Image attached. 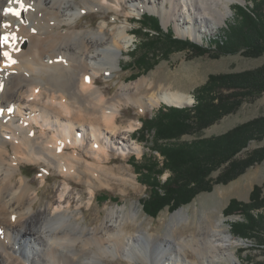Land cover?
<instances>
[{"label":"bare ground","instance_id":"bare-ground-1","mask_svg":"<svg viewBox=\"0 0 264 264\" xmlns=\"http://www.w3.org/2000/svg\"><path fill=\"white\" fill-rule=\"evenodd\" d=\"M237 1L245 0H24L31 7L17 18L4 10L20 5L0 0V37L6 33L16 37H10L7 44L0 42L4 85L0 108L5 109L0 115V264H106L107 256H124L132 264L140 260L197 263L186 257L181 241L175 247L162 237L151 243L147 237L154 235L150 232L129 230L128 218L138 215L134 208L112 206L95 227L84 225L73 208L81 196L70 188L76 178L84 179L92 193L109 176L117 177L116 167L108 165L112 148L124 155L144 149L131 142L135 125L131 122L123 131L119 124L124 102L153 109L163 102L184 107L194 101L173 84L161 82L157 87L156 79L148 77L120 85L109 97L98 84V76L115 74L124 51L134 41L132 34L126 24H111L106 15L96 28L80 27L79 19L85 9L126 14L152 9L160 11L165 23L174 21L178 34L200 36L202 28L209 30L226 20ZM124 4L133 7L125 11ZM5 21L12 27L4 28ZM4 51L17 63L4 68ZM13 106L14 111L8 112ZM61 144L63 150L58 151ZM42 161L55 166L65 178L57 196L54 192L44 209H36L40 190L33 187L31 178L17 174L24 162ZM184 211L173 215L170 229L181 223ZM224 221V217L217 222L206 220L189 240L183 239L202 264L236 261L233 245L237 242L223 228ZM143 236L146 241L141 246Z\"/></svg>","mask_w":264,"mask_h":264},{"label":"rangeland","instance_id":"rangeland-1","mask_svg":"<svg viewBox=\"0 0 264 264\" xmlns=\"http://www.w3.org/2000/svg\"><path fill=\"white\" fill-rule=\"evenodd\" d=\"M243 2L244 3H242V1L234 2L231 5V10L226 20L212 29L206 30L202 28V34L200 36H183L178 34L174 21L171 20L165 23L164 17L161 15L160 11H154L152 9H145L140 13L135 12L131 14H126L124 12L116 13L114 11L106 12L102 9L86 10L79 19L80 27L96 28L106 15L107 20L111 24H126L134 40L124 51L121 57V65L116 69L115 74L108 77L107 73H102L98 76V84L101 88L106 89L109 97H112L115 95L120 85L133 82L141 77H148L150 80L156 79L155 81L158 83L156 85L157 87L161 82L166 86L168 84H173L175 89H180L191 94L194 97L193 103L185 105L184 107H193L197 102V89L208 80L211 74L239 73L263 67L264 53L259 56H249L244 54L243 50H240L235 53L223 54L220 57H214L211 54L196 55L189 49H178L176 46L166 44L164 42L165 39L163 40L162 37L157 39L156 46L148 48L142 41L143 37L146 36L144 31H139L137 34L134 33L140 25L139 19L145 13H151L161 19V26L166 33L171 31L177 37L204 43L207 39L209 41L219 36L227 23L234 20V17L238 14L237 4L246 5L250 3L252 5V0H245ZM132 7L133 6L130 4H124L125 11H130ZM159 7L160 6H158V8ZM127 18H130V20L128 21ZM191 37L195 39L193 40ZM166 50H168V52H166ZM146 62H149L151 67L147 70H143L142 63ZM7 74H9V71ZM147 89L149 90V88L146 87L145 90ZM165 106L174 107L175 105H168L163 102L153 109H143L141 106L132 102L123 103L119 124L124 131L126 126L132 122L135 125V129L130 132L132 134V136L130 135L131 142L135 141L142 144L144 149L141 153L128 152L124 155L116 150L117 148H112L110 150L112 159L108 165L116 167L118 172L116 175L117 177L107 176L106 182L95 186L92 193L84 179L76 178V180H74V186H70V188L74 187L75 194L81 193V196L78 195L76 197L73 208L76 210V213H79L81 222L84 225L95 227L97 224L100 225L102 223L106 218L108 210L112 206L124 205L128 211L134 208V211H138V218L135 216L128 218L127 228L129 230L131 229L132 232L141 231L139 233H145L144 235L150 232L154 237H146L151 243L156 242L159 237H162L164 240L172 242L173 247H175L177 240L181 241L185 248L186 257L194 259L197 262L195 264H202L198 254H196L191 246H186L182 241L184 238L189 240L191 236H193V232L198 231L199 226L205 223L206 220L207 222L212 220H216L217 222L224 217L225 221L223 222V228L229 230L234 240L237 242L233 245V249L238 257L234 262L224 261L223 263L254 264L257 261H263L264 246L260 247L258 245L257 238L260 234H263L264 230L251 232L253 235L250 237L251 239L247 238L245 243H241L239 238L243 237L235 234L233 227L235 223L245 221V216L239 210L231 214H226L225 209L232 199L248 202L254 187L264 184V159L248 166L245 171L235 179L225 183H213L211 190L200 192L191 202L182 204L177 208L166 206L160 210L156 216L151 215L145 208L144 202L147 198L148 186L142 179L154 180L160 178L161 181H165L172 175L169 169H164L162 171L163 173L160 175V167H154L156 162L161 163L165 157L157 149L156 130L143 127V119L154 116L161 107ZM262 116H264V91L255 97L245 99L236 111L222 115L219 119L200 131L193 134H185L179 140L191 141L198 137L209 138L223 135L237 126ZM130 133L126 131V134L129 135ZM116 146L121 147L119 144L115 145V147ZM261 148H264V137L261 139H251L241 151L235 154L234 158H248L252 156L256 150ZM145 153L146 155L143 157ZM228 163L229 162H227V164ZM227 164H225V166ZM225 166L214 171L211 174V178L216 179ZM149 169H151V171H148ZM42 170L45 171L42 172ZM144 170L146 171L145 174L143 173ZM22 171L24 173H22ZM21 175L31 178L33 180V187L40 190L41 200L37 202L36 209H44L46 204L53 198L54 192L57 196L58 189L61 187L60 185L65 178L55 166H49L43 161L39 163L24 162L17 176L20 177ZM43 175L45 177L47 176L46 180H43ZM262 194L264 195V188ZM183 208L185 209V213L180 219L181 223L174 229H170L169 223L173 215ZM259 228L260 227L255 229ZM142 239L141 246L146 241L144 236ZM26 241L30 244V239H26ZM40 258L43 257L41 256ZM104 262L106 264H132L130 260L124 256H107ZM137 264L150 263L145 260H140Z\"/></svg>","mask_w":264,"mask_h":264},{"label":"trees","instance_id":"trees-1","mask_svg":"<svg viewBox=\"0 0 264 264\" xmlns=\"http://www.w3.org/2000/svg\"><path fill=\"white\" fill-rule=\"evenodd\" d=\"M236 7L238 14L234 20L227 23L219 36L209 41L207 39V43L180 38L171 31L166 33L161 26V19L151 13L141 16L140 25L134 33L144 31L146 36L142 41L148 48L156 46L157 39L162 37L166 44L178 49H189L196 55L220 57L243 50L246 55L259 56L264 53V0H252V5L237 4ZM142 64L143 70L151 67L149 62ZM263 91L264 66L239 73L211 74L197 89V102L193 107L165 106L154 116L143 119V127L156 130L157 149L165 157L161 163L156 162L154 167H160V175L164 169L172 172L165 181L160 178L142 179L148 186L144 206L151 215L156 216L166 206L177 208L189 203L200 192L211 190L213 183L235 179L248 166L264 159V148L256 150L248 158H234L249 140L264 137V116L223 135L198 137L191 141L179 140L185 134L200 131L222 115L236 111L245 99ZM223 166L225 168L219 176L212 179L211 174ZM263 188L264 184L256 185L248 202L232 199L225 209L226 214L239 210L245 216V221L237 222L233 227L234 233L245 239L252 237L253 231L264 230ZM257 239L258 245L263 247L264 231ZM254 264H264V260Z\"/></svg>","mask_w":264,"mask_h":264},{"label":"snow or ice","instance_id":"snow-or-ice-1","mask_svg":"<svg viewBox=\"0 0 264 264\" xmlns=\"http://www.w3.org/2000/svg\"><path fill=\"white\" fill-rule=\"evenodd\" d=\"M13 0H9V3H12ZM15 3L16 4H19L20 5V8L17 9V8H13V7H9V8H6L4 10L5 14H12L14 16H16L17 18H20L22 16V12L23 11H27L31 6L28 5V6H25L24 4V0H15ZM86 11V9H85ZM4 28H10L12 27V24L11 22H8V21H5L2 25ZM33 31H35V29H33ZM10 37L12 39H15V34L14 33H6L4 36L0 37V42L4 43V44H7L9 43V40H10ZM17 51H19V49H16ZM2 55L6 58L5 62H4V68H8V67H11L12 65H14L15 63H17V61L12 57L11 53L8 52V51H4L2 53ZM60 60H62L63 58H59ZM0 71H3V68H0ZM85 79L87 81H91V78L90 77H85ZM3 88H4V85H3V82L0 81V91H3ZM37 91H39V89H37ZM5 109L3 108H0V115H3ZM8 112H12L14 111V106L13 107H9L7 109ZM32 135H34V133H30ZM58 151H62L63 150V144H61L60 148L57 149ZM45 171V170H42V172ZM13 220H15L16 218L15 217H12Z\"/></svg>","mask_w":264,"mask_h":264},{"label":"water","instance_id":"water-1","mask_svg":"<svg viewBox=\"0 0 264 264\" xmlns=\"http://www.w3.org/2000/svg\"><path fill=\"white\" fill-rule=\"evenodd\" d=\"M241 3V2H240ZM242 3H244V2H242ZM179 107V106H178ZM240 239V241H241V243H245L246 242V239H243V238H239Z\"/></svg>","mask_w":264,"mask_h":264}]
</instances>
